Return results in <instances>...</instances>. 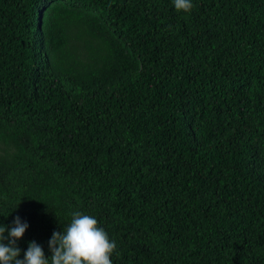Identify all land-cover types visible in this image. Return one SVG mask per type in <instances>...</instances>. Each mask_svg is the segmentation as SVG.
<instances>
[{"label":"trees","instance_id":"obj_1","mask_svg":"<svg viewBox=\"0 0 264 264\" xmlns=\"http://www.w3.org/2000/svg\"><path fill=\"white\" fill-rule=\"evenodd\" d=\"M113 264H264V0H0V224L71 213Z\"/></svg>","mask_w":264,"mask_h":264},{"label":"clouds","instance_id":"obj_2","mask_svg":"<svg viewBox=\"0 0 264 264\" xmlns=\"http://www.w3.org/2000/svg\"><path fill=\"white\" fill-rule=\"evenodd\" d=\"M172 4L178 13L190 14L194 8V0H172ZM29 227L19 216L11 227L0 224V264H113L117 244L95 216L72 212L68 226L54 232L48 241L50 257L43 246L32 241L21 259L18 242Z\"/></svg>","mask_w":264,"mask_h":264}]
</instances>
